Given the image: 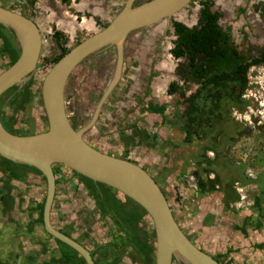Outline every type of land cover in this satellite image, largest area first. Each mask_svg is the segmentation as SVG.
I'll use <instances>...</instances> for the list:
<instances>
[{
    "label": "rangeland",
    "instance_id": "1",
    "mask_svg": "<svg viewBox=\"0 0 264 264\" xmlns=\"http://www.w3.org/2000/svg\"><path fill=\"white\" fill-rule=\"evenodd\" d=\"M125 1L95 0L101 12L105 11L103 23H107L120 12ZM147 1L149 0H137L133 5L137 6ZM198 1L190 0L169 18L153 26L135 30L124 38L121 44L123 62L121 78L112 92L107 95L98 120L85 131L84 135L89 144L111 156L121 152L119 141L121 139L118 137H121L122 133L124 139L131 138L132 146L136 142L135 139L140 137L144 146H131L126 149V155L133 157L135 162L148 171L147 173L155 175L154 179L164 193L171 214L187 239L206 254L217 256L218 258H212L221 264H225L228 259L232 261L230 264H264V249L253 247L254 244L264 243V159H260L264 153V67L248 70L247 86L240 97L244 102L243 108L231 109L228 116L237 127L235 131L238 138L232 142L228 141L222 149H218L220 157L216 160L212 152L205 151L203 157V153L199 151L201 143H197L196 140H202L201 126L200 128H196L195 125L190 126L192 135L190 138L189 136L185 138L186 134L181 130L185 126V121L179 116L185 106L181 103L178 94H167L168 85L172 81L178 86L182 85L177 71L181 70L180 65L183 60H176L169 53L174 39L171 22L195 25L198 18ZM26 2V0H0V5L8 9L19 10L34 20L41 18L39 23L41 58L37 61L34 74L32 73L25 81L27 83L31 81L28 89L32 94L30 100L24 104L23 110H19L14 105H8L11 97H3L0 108L6 120L11 117L15 133L18 135H26L27 132L37 133L46 128L40 85L42 74L52 65L48 60L58 53L50 38V26L55 24L58 28V25L47 20L53 13L48 14L47 10H38L35 6L31 8ZM211 2V10L219 14L218 24L222 28L229 29L230 40L240 52L249 56L254 50L264 46V15L260 16L258 12V7L264 3V0H211ZM61 3L64 13H69L75 18L77 13L71 12L66 7L67 1ZM86 12L87 10H84L85 17L80 18L81 20L84 19L88 23L92 20L96 21L95 15ZM80 19L78 18V21ZM92 31L93 29L81 31L80 39L92 34ZM248 48L250 53L246 51ZM115 55V48L106 46L89 55L67 77L63 90L65 116L68 121L70 116L74 115L76 130L89 123L88 119L96 101L112 80ZM7 66L6 56H1L0 72ZM23 84L16 87L20 88ZM194 89V85L187 84L183 87V92L188 95ZM147 103L163 105V116L149 113L146 110ZM178 116L180 119L176 118ZM209 124L203 131L208 132L210 138L204 141L219 146L221 141L216 129L222 128L224 131L226 128L218 126L223 123L209 122ZM185 140L193 144L190 145ZM205 157L215 160L213 166L215 173L200 171L198 160ZM215 174L221 183L228 182L230 185L227 195L233 196L229 197L226 205L222 199V191L198 193L197 178L212 179ZM65 186L69 187L66 183ZM43 187L44 183L41 182V192H44ZM29 189L22 190L24 196L27 198L31 196L30 198L34 199L35 189ZM80 189V192L74 189V193L68 199L77 200V205L89 203L88 198L83 196V189ZM102 190L103 195L108 197V191ZM256 200L259 207L255 206ZM26 202L23 208L28 205ZM129 208L132 212L137 211L136 208ZM19 213L15 211L13 218L20 221L19 216L24 213ZM124 220L125 218L122 217L117 219L115 240L118 243L115 242V255L120 257L124 251V248L121 249L122 245L125 247V243H129L131 250L129 249L128 254L133 255H131L135 261L133 264H142L145 260V252L142 251L139 255L134 246L142 248L143 238H146L148 244L153 245L152 226L146 218L139 221L133 219L134 223L136 222L134 229L130 221ZM23 222L26 227L21 226L20 232L26 230L25 238H30L28 233L31 229L27 228L26 221ZM125 222L128 226L123 230L121 225ZM257 222H260V226L255 228ZM13 227L19 232L16 223ZM13 227L8 225L4 229L6 230L4 234L13 231ZM15 245L12 240L5 241L6 249L1 251L3 258L5 256L4 259L7 258L10 250L15 249ZM60 247L64 248L61 245ZM101 252L103 253V250ZM107 254L111 255V252L108 251ZM104 257L107 259L108 256L104 254ZM125 257L124 252L123 258ZM118 261L115 264H118ZM126 263L132 264L127 262V259L119 264ZM171 264L178 263L171 260Z\"/></svg>",
    "mask_w": 264,
    "mask_h": 264
},
{
    "label": "water",
    "instance_id": "2",
    "mask_svg": "<svg viewBox=\"0 0 264 264\" xmlns=\"http://www.w3.org/2000/svg\"><path fill=\"white\" fill-rule=\"evenodd\" d=\"M189 1L149 0L131 8L133 0H126L121 11L104 28L70 48L43 76L40 98L46 120L45 131L32 135L12 134L0 121V157L34 168L44 179L45 196L41 213L43 231L75 251L85 264H93L88 252L50 224L54 195L51 168L54 164L111 188L143 209L153 230V264H171L172 259L178 264H219L184 236L165 197L147 172L128 160L99 152L82 138L120 78L121 44L124 38L137 29L169 18ZM0 24L11 30L19 48L17 59L0 72L1 96L12 86L23 84L34 71L41 49V36L30 19L3 6H0ZM106 46L115 48L112 80L99 97L91 121L86 126L73 130L65 116V81L78 63Z\"/></svg>",
    "mask_w": 264,
    "mask_h": 264
},
{
    "label": "trees",
    "instance_id": "3",
    "mask_svg": "<svg viewBox=\"0 0 264 264\" xmlns=\"http://www.w3.org/2000/svg\"><path fill=\"white\" fill-rule=\"evenodd\" d=\"M34 1L35 0H30L26 3L32 5ZM66 1L67 0H63V2ZM198 5V18L195 25L189 28L179 22H171L174 39L172 40V48L169 50V53L172 58L183 60V63L180 65L181 70L177 71L182 85L178 86L175 82L169 83L167 94H178L181 98V103L185 106L181 115H179L180 117H183L185 121V126L181 129L186 134L185 138L187 139L188 136L190 138V135H192L190 133V126L195 125L196 128H200L201 126L203 134L202 140H200L201 142L196 140L197 143H201L199 151L203 153V157L205 151L212 152L215 155L216 160L220 157V150L218 149H222L228 141L232 142V140L238 138L235 131L237 127L235 126V123L231 122L228 116L231 109L243 108L244 102L240 97L247 86V72L251 67L258 65L264 66V46L261 47L255 55L246 56L237 49L233 42H231L229 29L227 27L221 28L217 24L219 14L218 12L211 10V0H199ZM0 28L3 27L0 25ZM5 31L7 32V40L4 38V35L1 36L3 41L2 47L0 48V55H3L5 52L7 53L9 60L7 65L10 66L17 59L19 48L14 46V37L12 36L11 30L7 28ZM53 37L56 38L55 44L59 51V53L51 59V62L55 63L67 52V49L60 46L62 43V37L58 32H54ZM30 84L31 81L23 84L20 88L12 86L6 90L2 96L5 98L11 97L8 105H14L17 107L16 109L23 110L24 104L30 100V96L32 95L28 90ZM187 84L194 85L195 89L188 95H185L183 87ZM146 110L151 114L163 116L164 106L147 103ZM13 111L15 110H12V112ZM1 115L2 112L0 111V116ZM179 116L176 118L180 119ZM10 118L11 117H8L7 122L3 123L2 126L6 128L9 133L14 134L16 130L14 129V124H12ZM209 122L223 123L218 126H225L224 128H226L224 131L222 128L216 129L218 130L219 139L221 141L219 146L204 141L210 138L209 133L203 131L205 127L210 125ZM27 134L31 133L27 132ZM120 139L124 140L125 145L132 144V140H130L131 138L124 139L121 135ZM185 142L187 143L189 141L185 140ZM189 144L192 145L193 143L190 141ZM200 159L198 160V166L201 167L200 171L215 173L213 167L215 160H209L206 157ZM260 159H264V153H262ZM200 163L202 165H200ZM51 170L54 178L58 177L61 181L54 179L55 184L63 182L75 186L73 180L76 177L78 184H81L84 188H88L87 191L94 201L93 204L96 213H99L102 217H111L116 225L117 219L122 217L125 218L124 221H130V225L135 229L136 222L134 223L133 219L139 221L140 219L142 220L145 218V212L143 209L129 198L122 196L119 193H117V195L121 197L120 199L115 198L111 194L110 196L108 195V197H105L102 193V189L108 191L107 193H115L111 188L80 176L62 165L55 164ZM27 173L40 176V173L32 167L17 164L0 157V254L1 251L6 249V246H3L5 241H15V237H20L22 235L20 227L24 225V227H26V224L23 221H26L28 229H32V226L36 224L42 227L41 213L44 193L41 194L39 200H33L30 198L31 196H29V198L24 196L22 191L24 188L34 190V187L29 185L26 181ZM40 178V182L44 183L43 177L40 176ZM196 183L199 194L216 192L218 190L222 191L224 204L227 203L229 197L233 196L230 195L228 197L227 195L228 188L230 187L228 182L221 183L216 174L212 179L207 177L205 180L197 178ZM13 186L16 188H13ZM162 194L164 195L163 192ZM25 202L28 203V205H25L23 208ZM255 206L259 207L257 200L255 201ZM129 207L133 209L136 208L137 211L135 210L136 212H132ZM15 211L20 212L19 214L24 213V215L19 216V218L21 217L20 221L13 218ZM14 223L17 224L19 232L13 227ZM8 225H12L13 231H7V233L4 234L6 231L4 229H6ZM127 226L128 224L126 222L121 225L123 230H126ZM259 226L260 222H257L254 225L255 228H258ZM23 234L25 233L23 232ZM151 237L153 238V231H151ZM145 239L143 238V243L141 244V246H143L142 248H138L137 245H135L134 249L139 255L142 251L145 252V260H143V264H153L150 255L153 252V246L150 243H146ZM53 240L57 245H61L65 248L67 247L61 242L55 239ZM123 246L124 245H122L121 249L124 248ZM253 247L260 250L264 249V243L254 244ZM67 249H69V247H67ZM69 250L72 252L71 249ZM70 256L73 257L71 254ZM212 257L218 258L217 256H211V258ZM4 258L1 259L0 257V264L16 263L15 251L10 250L7 258ZM12 259L14 261H12ZM80 262L81 264H84L82 259H80ZM133 262L135 261L133 260ZM216 262L221 264L218 261ZM230 263H232L230 259L225 262V264ZM104 264H107L106 260H104Z\"/></svg>",
    "mask_w": 264,
    "mask_h": 264
},
{
    "label": "crops",
    "instance_id": "4",
    "mask_svg": "<svg viewBox=\"0 0 264 264\" xmlns=\"http://www.w3.org/2000/svg\"><path fill=\"white\" fill-rule=\"evenodd\" d=\"M54 2L61 3L63 0H35L33 6H35V8L37 7L38 10H47L48 14L54 13L53 18L47 20H49L50 23H57L58 28L55 24L54 26H50L51 33L52 31L58 32L61 37L65 36L66 38L64 37V39L65 42L67 41L68 47L73 46L84 39H80L79 37L81 31L93 29V34L106 24V22L103 23L106 16L105 11L103 13L101 12L100 8L96 6L95 0H67L66 7H68L71 12L77 13L75 14V18L72 15H69V13H64V8L62 6L57 7L58 4ZM259 6V15H264V3H261ZM241 9L242 8H239V10ZM84 10H87L86 13L95 15V17H97H94L96 21L92 20L91 23H88L84 19L81 20L80 18L85 17ZM17 12H19V10H17ZM242 12H244L243 9ZM20 14L30 18L40 29L39 23L41 22V18L34 20L31 17H28V15ZM78 18L80 19L79 21ZM65 42L62 41L61 43L63 48L65 47ZM26 178L29 185L33 186L35 189L33 192V200H39L41 194L44 193L43 191L41 192L40 176L27 173ZM55 179L60 181L58 177H55ZM74 183L75 186L69 185L68 188H66L65 183L63 182H58L55 185L56 191L53 197L49 217L51 226L56 230L62 231L63 234L83 246L92 254L93 260L96 264H103V260H106L107 264H113V262L115 263L119 260L117 262L119 264L122 263L124 259H127V262L131 263L130 260L133 259V255L131 254V256L128 254L130 251L129 249H131L128 243H125L126 246L120 257H116L115 255V242L118 243V241L115 240V237L118 226L114 223V220L109 216L98 217L94 210L91 212L92 197L88 194V188H84L81 184H78L76 179H74ZM69 188H72V191ZM80 188L83 189V196L88 198L89 203L77 205V200L68 199V197L74 193V189H76L75 191L80 192ZM110 194L117 199L121 198L116 193H108L109 196ZM82 203L83 202L81 201V204ZM85 227L86 230L84 229ZM25 231L26 230H23V232ZM23 232H21L22 235L20 237H15V241H13L16 244L14 249L16 264H81L80 259L77 256L72 257L70 256V251L66 248H60V245H57L53 238L45 234L42 227L39 225H33L31 232H27L30 234V238H25L26 232L25 234H23ZM101 250H103V253ZM108 251L111 252V255L107 254ZM124 252L126 256L125 258H123ZM104 254L108 256L107 259H105ZM0 257L2 259L3 254H0Z\"/></svg>",
    "mask_w": 264,
    "mask_h": 264
},
{
    "label": "flooded vegetation",
    "instance_id": "5",
    "mask_svg": "<svg viewBox=\"0 0 264 264\" xmlns=\"http://www.w3.org/2000/svg\"><path fill=\"white\" fill-rule=\"evenodd\" d=\"M11 1H13V0H11ZM137 0H135V1H133V3H135ZM54 3H56V2H54ZM133 3L131 4V6H134L133 5ZM14 4V2H12V4L11 5H13ZM56 4H58L57 5V7H60L61 6V3H56ZM32 6H33V4H32ZM12 10V9H11ZM20 12V11H19ZM21 13V12H20ZM22 14H23V12H22ZM25 14V13H24ZM54 14V13H53ZM53 14H52V16H51V18H53ZM53 20V19H52ZM1 25V24H0ZM2 26V25H1ZM3 28H0V48L2 47V41H3V38L1 37L2 35H4V38L7 40V32L5 31L7 28H5L4 26H2ZM144 28H146V27H144ZM140 29H142V28H140ZM138 30V29H137ZM53 33L54 32H52V35L50 36V38H51V41H52V43L53 44H55V40H56V38L55 37H53ZM64 37L65 36H62V41L63 42H65V39H64ZM80 42V41H79ZM78 42V43H79ZM13 43L15 44L14 46H17V44L15 43V41H13ZM77 43V44H78ZM67 46V41L65 42V44H64V46ZM73 45V44H72ZM76 44H74L73 46H75ZM55 46L57 47V45L55 44ZM60 46L62 47V45L60 44ZM65 46V47H66ZM73 46H70V47H66V49H67V52L69 51V49L70 48H72ZM64 47V48H65ZM63 48V47H62ZM260 49V48H259ZM259 49H256V50H254V52L251 54V55H255L256 54V52L259 50ZM41 50H42V45H41V49H40V52H39V57H38V60L41 58ZM248 53H250L251 51H249V49L248 50H246ZM66 52V53H67ZM58 53H59V51H58ZM58 53H56L55 55H53V56H51V58L50 59H52V58H54ZM65 53V54H66ZM1 56H6V58H7V64L9 63V60H8V55H7V53L5 52L3 55L1 54L0 55V57ZM63 56V55H62ZM61 56V57H62ZM60 57V58H61ZM49 59V58H48ZM86 59V58H85ZM84 59V60H85ZM58 61V60H57ZM50 62V64H54V63H52L51 62V60L49 61ZM82 62V61H81ZM80 62V63H81ZM122 62V61H121ZM80 63H78L77 65H79ZM77 65L74 67V69L71 71V73H73L75 70H76V67H77ZM122 65H123V62L121 63V68H120V71H121V69H122ZM7 67H9V66H7ZM6 67V68H7ZM258 67H264V66H260V65H258V66H255V67H251V68H258ZM250 68V69H251ZM113 69H115V66L113 67ZM112 69V71H114ZM5 70V69H4ZM35 70V69H34ZM49 70V69H48ZM3 71V70H2ZM34 72V71H33ZM32 72V73H33ZM32 73H31V75H32ZM47 73V72H46ZM46 73H44V74H42V76H44ZM70 73V74H71ZM34 74V73H33ZM30 77V76H29ZM43 78V77H42ZM120 78H121V74H120ZM120 78H119V80H120ZM119 80H118V82H119ZM30 82V81H29ZM28 82V83H29ZM117 82V83H118ZM25 83H27V82H25ZM24 83V84H25ZM117 85V84H116ZM115 85V86H116ZM113 90V89H112ZM112 90L110 91V93L112 92ZM103 93V92H102ZM101 93V94H102ZM101 94H100V96H101ZM109 95V94H108ZM99 96V97H100ZM108 97V96H107ZM106 97V98H107ZM106 98H105V100H104V102H103V104L101 105V107L99 108V111H98V113H97V115H96V118L94 119V121H93V123L95 124L96 123V121L98 120V117H99V114H100V112H101V109H102V107H103V105L105 104V102H106ZM2 99H3V96L1 95L0 96V104H1V106H2ZM89 101V100H88ZM98 101V100H97ZM97 101H96V103H97ZM96 103H95V105H96ZM95 105H94V107H93V109H92V111H91V114H90V117H89V119H88V122H90L91 121V119H92V115H93V111H94V108H95ZM0 121H1V125L3 124V123H6L7 122V120H6V118L4 117V116H0ZM68 122H69V124L71 125V127H72V129H74V130H76V124H75V122H76V118L74 119V115H72V116H70V118L68 119ZM6 129V128H5ZM85 132L82 134V138H83V140L87 143V144H89L88 143V140H86V138H85ZM122 136H123V138H125L124 137V135H123V133L121 134ZM118 139H120V136L118 137ZM136 140V142H135V144L133 145V146H144L143 145V142L141 143V139H140V137H138L137 139H135ZM120 141V143H121V152L120 153H118L117 155H115L114 157H116V158H120V159H125V160H128V161H130V162H132V163H134L135 165H138L142 170H144L145 172H148L145 168H143L142 166H140L137 162H135L134 161V158L133 157H128L127 155H126V152H127V150L126 149H128L129 147H131L132 145H125V143H124V140H119ZM90 146H92V147H94V145H92V144H89ZM132 146V147H133ZM126 147V148H125ZM95 149H97L96 147H94ZM98 151H100L99 149H97ZM148 175L152 178V180L155 182L156 180L154 179L155 177V175L153 176V175H151V174H149L148 173ZM72 179V178H71ZM74 179H76V181H77V178L75 177ZM156 183V182H155ZM43 184V183H42ZM56 184H55V180H54V195H55V191H56V186H55ZM157 185H158V183H157ZM44 196H45V184H44ZM160 188V190H162L161 189V187H159ZM87 194V193H86ZM54 195H53V197H54ZM94 201L91 199V204H92V207H91V209H93L94 211H95V207H94ZM93 210H92V212H93ZM95 213H96V211H95ZM97 214V216L98 217H101V215H99V213H96ZM83 228V227H82ZM85 230H86V227L84 228ZM58 232H60L61 234H63L62 233V231H60V230H57ZM63 235H65V234H63ZM66 236V235H65ZM66 237H68V236H66ZM71 239V238H70ZM71 240H73V239H71ZM74 241V240H73ZM83 249H85L83 246H81ZM65 248V247H64ZM70 249V248H69ZM72 250V249H71ZM86 250V249H85ZM73 252V253H72ZM72 252H69L71 255H73L74 257L75 256H77L78 258H80V256L77 254V253H75V251H73L72 250ZM75 254H77V255H75ZM88 254H89V256H90V259L92 260V262H93V264L95 263L94 262V260H93V256H92V254L90 253V252H88ZM80 259H82V258H80ZM131 262L133 263V259H131Z\"/></svg>",
    "mask_w": 264,
    "mask_h": 264
},
{
    "label": "clouds",
    "instance_id": "6",
    "mask_svg": "<svg viewBox=\"0 0 264 264\" xmlns=\"http://www.w3.org/2000/svg\"><path fill=\"white\" fill-rule=\"evenodd\" d=\"M27 2L29 1V0H26ZM133 1H135V0H133ZM35 2V1H34ZM133 3V2H132ZM140 5V4H139ZM0 6H2V5H0ZM138 6V5H137ZM4 7V6H3ZM29 7H32V5H29ZM135 7V6H134ZM198 7H199V5H198ZM131 8H133V6H131ZM9 10H11V9H9ZM214 11V10H213ZM27 18V17H26ZM28 19H30V18H28ZM219 19V18H218ZM31 20V19H30ZM32 21V20H31ZM33 22V21H32ZM179 23H181V22H179ZM181 24H183V23H181ZM217 24H218V20H217ZM107 25V23L103 26V27H101L100 29H102V28H104L105 26ZM183 25H185V26H187V27H191V26H188V25H186V24H183ZM219 25V24H218ZM220 26V25H219ZM6 28V27H5ZM38 28V27H37ZM222 28V27H221ZM226 28V27H225ZM99 29V30H100ZM38 30H39V28H38ZM53 32V31H52ZM134 32V31H133ZM39 33H40V31H39ZM51 35H52V33H51ZM91 35V34H90ZM90 35H88V36H90ZM12 36H13V34H12ZM40 36H41V34H40ZM87 36V37H88ZM14 37V36H13ZM86 38V37H85ZM14 41H15V43L17 44V42H16V40H15V38H14ZM17 47H18V44H17ZM105 48V47H104ZM87 58V57H86ZM177 60V59H176ZM179 81H181V80H179ZM173 82V81H172ZM181 84H182V82H181ZM4 94V93H3ZM2 94V95H3ZM42 104V103H41ZM0 108H1V104H0ZM1 111V110H0ZM45 116V115H44ZM46 121V120H45ZM70 127H71V125H70ZM72 128V127H71ZM45 130H46V128H45ZM45 130H43V131H45ZM74 130V129H73ZM43 131H39V132H43ZM39 132H37V133H39ZM34 134H36V133H34ZM26 135H32V134H26ZM92 147V146H91ZM97 150V149H96ZM99 152H101V151H99ZM103 153V152H102ZM105 154V153H104ZM107 155V154H106ZM111 156V155H110ZM114 157V156H113ZM125 160V159H124ZM53 166H55V164L53 165ZM52 166V167H53ZM55 179V178H54ZM157 184V183H156ZM158 186V185H157ZM159 187V186H158ZM160 189V188H159ZM161 191V190H160ZM115 192V191H114ZM116 194H117V192H115ZM162 193V192H161ZM164 196V195H163ZM165 200H166V198H165ZM167 202V201H166ZM169 207V206H168ZM169 210H170V208H169ZM171 211V210H170ZM145 218H146V216H145ZM147 219V218H146ZM141 224H142V221H141ZM141 224L139 225V226H141ZM177 224V223H176ZM179 227V226H178ZM153 231V230H152ZM182 232V231H181ZM183 233V232H182ZM185 236V235H184ZM187 238V237H186ZM153 240H154V238H153ZM75 242V241H74ZM191 242V241H190ZM147 243V242H146ZM192 243V242H191ZM153 244H154V241H153ZM81 246V245H80ZM153 246V245H152ZM199 249V248H198ZM131 250V249H130ZM200 250V249H199ZM87 251V250H86ZM153 251H154V248H153ZM200 251H202V250H200ZM88 252V251H87ZM76 253V252H75ZM205 253V252H204ZM77 255V254H76ZM151 255V258H152V261H153V252L150 254ZM210 256V255H209ZM81 258V257H80ZM83 260V259H82ZM173 260V259H172ZM139 262H141V261H139ZM132 263V262H131ZM12 264H16V263H12ZM85 264V263H84ZM133 264V263H132ZM140 264V263H139ZM143 264V263H142Z\"/></svg>",
    "mask_w": 264,
    "mask_h": 264
},
{
    "label": "bare ground",
    "instance_id": "7",
    "mask_svg": "<svg viewBox=\"0 0 264 264\" xmlns=\"http://www.w3.org/2000/svg\"><path fill=\"white\" fill-rule=\"evenodd\" d=\"M160 21H162V20H160ZM160 21H158V22H160ZM153 26V25H152Z\"/></svg>",
    "mask_w": 264,
    "mask_h": 264
}]
</instances>
